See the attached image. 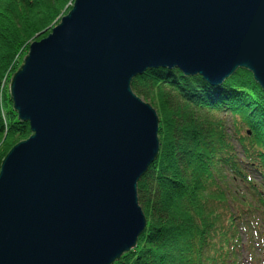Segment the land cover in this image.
Returning a JSON list of instances; mask_svg holds the SVG:
<instances>
[{
  "label": "water",
  "instance_id": "95a60500",
  "mask_svg": "<svg viewBox=\"0 0 264 264\" xmlns=\"http://www.w3.org/2000/svg\"><path fill=\"white\" fill-rule=\"evenodd\" d=\"M160 67L211 85L245 68L264 90V0H75L11 80L32 135L0 170V264H114L136 247L160 121L132 80Z\"/></svg>",
  "mask_w": 264,
  "mask_h": 264
},
{
  "label": "trees",
  "instance_id": "16d2710c",
  "mask_svg": "<svg viewBox=\"0 0 264 264\" xmlns=\"http://www.w3.org/2000/svg\"><path fill=\"white\" fill-rule=\"evenodd\" d=\"M69 1L0 0V170L32 135L10 74ZM132 89L159 115L160 151L138 183L146 229L114 264H241L244 250L264 254V90L253 73L239 68L211 85L178 67L151 68Z\"/></svg>",
  "mask_w": 264,
  "mask_h": 264
},
{
  "label": "rangeland",
  "instance_id": "374dc122",
  "mask_svg": "<svg viewBox=\"0 0 264 264\" xmlns=\"http://www.w3.org/2000/svg\"><path fill=\"white\" fill-rule=\"evenodd\" d=\"M75 3V0H71L69 1L66 6L64 7V10L62 12L59 13V15L57 16V18L55 19V21L50 25L48 26L45 30H43L42 32L38 33L37 36H35L33 39H31L28 43H27V50H22L19 54V62L18 64L22 65L24 64V60H25V57L29 54V50H30V46L31 44L34 42V41H38V40H41L45 37H47L53 30L54 27H56L61 21H62V18L64 16H66L70 11L71 9L73 8V5ZM21 67V66H20ZM16 73V72H15ZM15 73H11L10 74V79L12 80V77ZM11 80H10V84H11ZM10 84H9V89H10ZM150 103V102H148ZM151 104V103H150ZM31 136V135H30ZM29 136V137H30ZM28 137V138H29ZM27 138V139H28ZM26 140V139H25ZM244 242L246 243V236H244L243 238ZM258 253V256H255V258H252L250 256V253H248L247 250H244L243 252V255H242V260H241V264H257L256 262L257 261H260V263H262V261H264V254L261 253V251L258 249L257 251Z\"/></svg>",
  "mask_w": 264,
  "mask_h": 264
}]
</instances>
